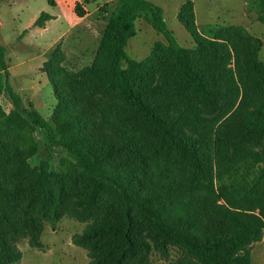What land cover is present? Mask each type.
Wrapping results in <instances>:
<instances>
[{
  "label": "rangeland",
  "instance_id": "1",
  "mask_svg": "<svg viewBox=\"0 0 264 264\" xmlns=\"http://www.w3.org/2000/svg\"><path fill=\"white\" fill-rule=\"evenodd\" d=\"M115 1L0 0V43L5 48L10 83L25 106L31 103L49 121L60 92L67 97L69 109L83 119L85 123L81 124L90 126L95 137L129 146L112 155L107 170L122 172L133 168L143 178L141 194L148 191L146 186L159 188L167 183L180 191L183 207L197 211L205 197L203 179L195 175L191 179L187 166L168 154L156 152L147 123L122 105L107 81L99 83L97 78L109 67L107 55L99 48L107 24L101 8L109 9ZM149 1L161 7L177 43L190 51L195 70L207 73L214 104L205 107L183 86L162 36L138 18L136 34L126 42L127 55L146 61L156 42L162 43L156 56L145 62V71L135 76V85L145 100L158 106L162 116L179 117L175 128L197 137L200 161L208 174L212 167V176L217 170L243 162L250 154L264 156V138L240 145L232 131L246 108H253L259 87L264 85L251 64L243 63L257 43L256 57L264 60V23L256 0ZM76 8L85 13L83 17L76 14ZM178 16L192 22L199 37L217 42L223 60L194 53L195 42ZM238 55L239 68L235 65ZM250 72L258 82L250 77ZM12 110L9 98L0 93V193L4 196L0 210H4L1 215H10L19 225L13 245L21 259L15 264H90L89 251L80 236L93 223L116 215L115 196L105 193L98 206L84 211L78 198L88 188V182L74 161L65 150L49 144L44 130L29 128L13 116ZM138 133L141 145L135 149L129 142L132 136L138 141ZM46 158L50 160V171L60 177L46 181L50 198L41 206L28 189L31 170ZM14 185L22 187L17 197ZM214 185L216 188L215 178ZM72 213L82 215L85 221L72 217ZM35 234L40 247L30 242ZM139 234L149 242V249L126 257L124 264H192L175 246L155 248L144 228ZM249 249L251 264H264V233L262 240L250 244Z\"/></svg>",
  "mask_w": 264,
  "mask_h": 264
},
{
  "label": "trees",
  "instance_id": "2",
  "mask_svg": "<svg viewBox=\"0 0 264 264\" xmlns=\"http://www.w3.org/2000/svg\"><path fill=\"white\" fill-rule=\"evenodd\" d=\"M256 5L264 23V0H256ZM101 11L106 13L107 24L99 48L107 55L109 67L97 77L99 83L107 81L122 105L147 123L156 152L168 154L187 166L191 179L194 175L201 177L202 186L206 189H203L202 205L197 211H192L180 204V191L167 183L159 188L146 186L148 191L141 194L143 178L133 168L122 172L107 170L112 155L128 150L129 146L126 147L124 142L112 143L95 137V132L89 131L90 126L81 124L85 123L83 119L69 109L67 97L60 92L56 94L58 105L51 121L45 119L31 103L25 106L21 95L10 83L5 48L0 43V93L9 98L16 119L33 130H44L49 144L65 150L74 161L77 171L88 182V188L79 194V206L90 211L99 205L103 194H112L116 198V215L107 221L93 223L80 236L85 240L82 245L89 251L90 264H124L126 257L148 250L150 244L139 234L141 228L148 231L147 238L155 248L175 246L191 259L192 264H251L249 245L261 241L264 233V156L250 154L251 157L239 164L233 163L217 170L215 176H212L211 167L208 174L198 155L197 137L176 129L179 117L162 116L158 106L145 100L135 85L136 74L145 71V62L154 58L162 45L156 42L146 61L128 56L125 46L128 39L136 34V19H143L162 36L183 86L209 108L213 106L214 98L207 73L201 68L202 73L195 70L190 51L177 43L160 6L149 0H116L111 8L102 7ZM76 14L83 17L85 13L76 8ZM178 19L195 42L194 53L223 60L217 42L199 37L192 22L180 16ZM258 49L257 43L254 52L248 53L243 63L251 64L264 84V60L257 59ZM240 59L239 55L235 57L237 68L241 66ZM249 75L258 82L251 72ZM259 91L253 108H246L243 118L233 124L232 131L240 145L264 138V85L259 87ZM138 135V141L132 136L129 142L135 149L141 145V134ZM31 174L29 195L44 206L50 198L46 181L60 176L50 171L49 158L42 159ZM13 188H16L15 197L21 194V185ZM1 198L4 196L0 193ZM219 201L224 204H219ZM2 212L4 210H0V264H15L21 259L13 245L19 225L15 218L6 213L1 215ZM70 215L85 221L78 213ZM36 235L30 242L40 247Z\"/></svg>",
  "mask_w": 264,
  "mask_h": 264
}]
</instances>
